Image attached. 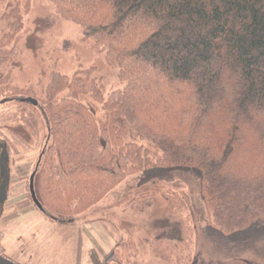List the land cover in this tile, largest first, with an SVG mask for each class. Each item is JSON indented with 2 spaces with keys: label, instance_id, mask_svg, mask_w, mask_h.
<instances>
[{
  "label": "trees",
  "instance_id": "obj_1",
  "mask_svg": "<svg viewBox=\"0 0 264 264\" xmlns=\"http://www.w3.org/2000/svg\"><path fill=\"white\" fill-rule=\"evenodd\" d=\"M50 1L83 27L125 83L98 121L77 100L89 69L53 74L43 107L48 141L35 176L42 211L67 223L61 216L97 203L130 174L162 180L181 169L197 176L216 238L248 242L264 234V0ZM19 10L17 1L6 13L15 17L0 37V62L19 51ZM68 86L71 95L57 98ZM104 90L99 78L93 94ZM5 156L0 201L10 191ZM0 264L22 263L0 253Z\"/></svg>",
  "mask_w": 264,
  "mask_h": 264
},
{
  "label": "rangeland",
  "instance_id": "obj_2",
  "mask_svg": "<svg viewBox=\"0 0 264 264\" xmlns=\"http://www.w3.org/2000/svg\"><path fill=\"white\" fill-rule=\"evenodd\" d=\"M17 1V15L20 12L23 20L17 32L19 51L0 62V153L6 151L11 179L9 197L0 201V253L18 257L23 264H33L34 259L39 264H64L66 241L79 235L77 264H98L99 257L101 264H264V234L248 242H226L210 232L199 181L190 171L173 170L162 180L130 174L97 203L61 216L67 223L49 218L37 207L30 177L48 141L43 107L53 74L89 69L83 74L88 87L77 100L98 121L107 119L104 103L125 81L107 62L103 49L83 37V27L58 15L50 0L0 1V37L12 31L15 16L6 13ZM99 78L105 90L96 96L93 89ZM71 90L63 88L57 98L71 95ZM13 97H33L39 103L6 101ZM122 132L127 141L133 139L127 129ZM116 134L110 131L114 144ZM89 227L116 245L99 257L89 256L93 246ZM113 250L116 253H109Z\"/></svg>",
  "mask_w": 264,
  "mask_h": 264
},
{
  "label": "crops",
  "instance_id": "obj_3",
  "mask_svg": "<svg viewBox=\"0 0 264 264\" xmlns=\"http://www.w3.org/2000/svg\"><path fill=\"white\" fill-rule=\"evenodd\" d=\"M93 227H89V233L92 235V249L89 251V256H92V255H97V257L100 256V254H104V253H108V249H110V247H112L113 245L115 246L116 244H114L115 242L111 241V242H106L102 237L101 235L99 234H95L93 233ZM79 235H72L70 236V240H67L66 243H65V249L68 253V258H66L65 256V260H64V264H77V258H78V253H80V248H79ZM113 246V247H114ZM85 255V253H84ZM15 257V256H13ZM81 257V255H80ZM17 261H19L18 257H15ZM92 259H94V257H91ZM99 260V261H98ZM101 258L99 257V259L97 258V263L98 264H101ZM20 262V261H19ZM22 263V262H21ZM44 264H53V263H45L43 262ZM23 264V263H22ZM33 264H39V260L37 259H34L33 260Z\"/></svg>",
  "mask_w": 264,
  "mask_h": 264
},
{
  "label": "water",
  "instance_id": "obj_4",
  "mask_svg": "<svg viewBox=\"0 0 264 264\" xmlns=\"http://www.w3.org/2000/svg\"><path fill=\"white\" fill-rule=\"evenodd\" d=\"M11 100H18V101L29 102V103H32L34 105H38V103H39L38 100L35 99V98H33V97L10 98V99H7L6 101H11ZM41 158H42V154L39 157V162L37 164V167H36L35 171L32 173V175L30 177V192H31V195H32V198H33L34 203L37 205V207L39 209L43 210V206H42L41 202L38 199V196H37V193H36V189H35V176H36V173L38 171V167H39Z\"/></svg>",
  "mask_w": 264,
  "mask_h": 264
}]
</instances>
